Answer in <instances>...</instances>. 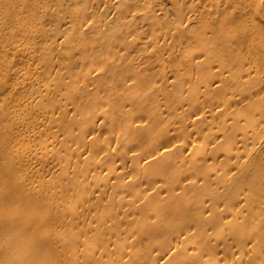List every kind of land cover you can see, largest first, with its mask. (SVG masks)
<instances>
[{"label": "bare ground", "instance_id": "6f19581e", "mask_svg": "<svg viewBox=\"0 0 264 264\" xmlns=\"http://www.w3.org/2000/svg\"><path fill=\"white\" fill-rule=\"evenodd\" d=\"M54 1L61 7L76 3ZM142 1L97 0L105 7L104 24L110 14L126 21L139 16V31L131 22L126 26L138 39L170 21L165 35L163 26L156 38L142 39L145 65L163 62L161 71L142 69L147 74L141 77L138 67L130 82L118 67L110 74L119 49L128 52L129 44L116 42L96 20H75L84 8L69 7L75 19L67 32L69 26L60 24L70 16L51 4L61 11L60 24L49 28L63 36L59 47L49 33L51 48L40 45L42 38L35 42L38 31L47 32L44 19L34 17L35 4L34 10L21 6L0 24L1 46L11 52L14 67L5 88L16 151L15 158L10 140L0 137V236L14 246L23 243V260L14 264H60L61 253L69 248L74 256L75 246L102 249L79 264H264V0H169V11L164 0H152L150 7ZM162 15L170 17L164 21ZM83 25L96 37L86 38ZM58 56L60 69L50 74ZM169 59L178 65H172L175 72L183 70L184 82L171 63L172 69L164 64ZM173 73L178 79L172 83ZM171 83L181 87L173 92ZM167 99L176 106L168 108ZM186 151L192 152L184 157ZM54 165L62 170L56 180L61 187L42 194L43 186L33 181H45L41 171ZM104 168L106 181L99 177ZM89 174L96 175L92 184ZM10 211L11 223L4 217ZM46 214L57 216L51 229L56 241ZM60 236L69 247H59ZM111 244L115 251L103 258ZM48 250L55 254L48 256ZM61 264L73 263L63 258Z\"/></svg>", "mask_w": 264, "mask_h": 264}, {"label": "rangeland", "instance_id": "374dc122", "mask_svg": "<svg viewBox=\"0 0 264 264\" xmlns=\"http://www.w3.org/2000/svg\"><path fill=\"white\" fill-rule=\"evenodd\" d=\"M3 1H5V0H3ZM25 1V2H24ZM29 1V2H28ZM32 1H34V0H32ZM31 1V4H32V6H33V4H35L34 5V7L36 8L37 7V9H35V12L34 13H36V12H38V13H36V14H39L40 16H43V17H39V15H36V14H34L35 16V18H37V16H38V20H43L42 22H44L45 21V25L43 24V26H45V28L47 29V32H46V30H44V31H42V33H40V31H38L37 32V35H36V37L37 38H35L34 40H35V42L37 43V42H40V41H42L41 40V38L42 39H44L42 42H40V45L42 44H46L49 48H51V43L54 41L55 42V40H56V42H55V44H58V47H59V40H61L62 38H63V36L61 35H59L58 34V32H57V34L59 35V36H57V34H55V33H52L51 32V34H53V36H57V37H53L51 34H50V29L49 28H51L52 26H55V25H58V24H60V22H59V20H58V15H60L58 12H61V11H64V13L63 14H65L66 15V13H68L69 11H71V9H73V8H76V10L75 9H73V11H76L77 12V8H84L83 10H85V11H83V10H78V12H79V14H78V12H77V14H76V16H83V18H81V16L79 17H77L75 20H77L78 18H81V19H79V20H81L82 21V23L83 24H85L86 23V21L87 22H93V20H94V22H95V20H96V22H100V23H102V24H104V21H105V18L104 17H106V16H104V13H105V11H103V10H105V7L104 6H102V5H99L98 3H97V0H75V2L76 3H74V2H72V3H70V5L68 6V5H66L67 3H65L64 4V6L63 7H61V6H58V2H56V3H58V4H56V3H54L55 1L54 0H41V1H39V2H42L41 3V5L39 4V2L37 1L36 3L35 2H32ZM43 1L45 2V4L43 3ZM142 1V0H141ZM24 4H23V3ZM78 2V3H77ZM143 2V6H144V4H145V6H151L153 3H152V0H143L142 1ZM142 2H140L139 3V7H140V4L142 3ZM164 3H163V6H164V8H165V6H167V7H169L170 6V3H169V0H164L163 1ZM29 5H28V4ZM38 3V4H37ZM86 3V4H85ZM22 4V5H21ZM31 4H30V0H7V1H5V2H1L0 3V24H3V22H4V18L5 17H9V16H11V15H13V14H16L17 12H18V10H19V8H21V6L24 8V9H26V8H28V7H30L31 6ZM53 4H55V5H57L56 6V8L58 7L59 9H61V11L60 10H58V12L56 11H53L52 10V5ZM83 4H85L84 6H81V5H83ZM165 4V5H164ZM28 5V6H27ZM60 5V4H59ZM134 5V4H133ZM27 6V7H26ZM31 6V7H32ZM41 7L42 6V9L41 8H39V7ZM30 7V8H31ZM67 7L70 9H67ZM85 7L87 8V10H88V13H87V10L85 9ZM50 8V10H48ZM32 9V8H31ZM34 9H32V10H34ZM42 11H40V10ZM138 9V8H137ZM142 9V8H141ZM166 9V11L168 10L169 11V9L170 8H165ZM23 10V9H22ZM38 10V11H37ZM143 10V9H142ZM51 11V12H50ZM55 12L56 14L54 15V13L53 12ZM81 11H83V12H85V13H87V15L84 13V15H86L85 17H84V15H82L81 14ZM138 11V10H137ZM139 11H141L140 10V8H139ZM23 12H25V10L23 11ZM72 12V11H71ZM82 12V13H83ZM42 13V14H41ZM44 13V14H43ZM50 13V14H49ZM53 13V14H52ZM70 13H68L67 15H66V17H69L70 18V20H68V23H61L60 25H61V29H64L63 28V26L64 27H70V25H69V22L71 21V20H73L74 21V19H73V17H74V14H75V12L74 13H71V15H69ZM157 15H158V13H156ZM52 15V16H51ZM53 15L55 16V17H53ZM106 15V14H105ZM167 15V14H166ZM168 15H170V14H168ZM31 16H33V15H31ZM46 16V17H45ZM47 16H50L49 18H50V20L47 18ZM75 16V17H76ZM160 17H162L163 19H164V21H166L167 19H169V17L168 18H166V17H164V15H162V16H160ZM159 17V20L160 19H162V18H160ZM40 18V19H39ZM48 20L47 22H46V19ZM51 18H53V19H51ZM57 18V19H56ZM85 18H90L92 21H90V19L89 20H86L85 21V23L83 22V20L82 19H84L85 20ZM107 18H108V20H109V23L108 24H104V25H106L107 26V29H108V31L110 32V36L112 37V38H115L116 39V42L117 41H125L126 43H128L129 44V47H130V50L128 51V52H125V50H124V48H121V49H119V52H118V57L117 58H115L114 59V61L112 62V64H111V66H110V74H112L113 72H114V70H115V68L116 67H118L117 69L119 70V71H124V73L126 74L125 75V77H126V81L127 82H130L131 81V77H132V71L134 70H136V71H138V69H140V68H138V67H142L137 73H139V75L142 77L143 76V74L145 73V75L147 74V71L149 72V73H159L160 71H161V69H162V65H163V62H161L160 63V65H159V63L157 64H155L156 66L153 68V66L151 67L149 64H147L149 67H151V68H148V66L147 65H145L146 64V60H147V57L145 56V57H141V54H142V52H143V46H145L144 45V41H142V39L143 38H145L146 39V36H147V39L146 40H148L150 37H154V38H156L157 37V34L159 33V30H161V27H163V31H160V32H162L163 33V35H165L166 34V31L164 30V28L166 29L167 27L166 26H168V25H166L168 22H170V21H167V22H164V21H159V22H162L161 23V25L163 24V22L164 23H166V24H164V25H160L161 27H159V29H158V32L156 31V32H154V31H151V28L150 29H148V31L150 30L151 31V34H152V32H153V36L151 35V34H145L144 36H143V38L141 39V38H139L138 39V35L136 34V32H135V30L134 29H127L126 28V26H127V23L128 22H131V23H133L134 25H136L137 26V30L139 31V28H140V23H142L140 20H139V16H136V17H131V16H129V18H128V21H126L122 16H119L118 14L117 15H108L107 16ZM155 18H157L156 16H155ZM166 18V19H165ZM53 20H58L57 22H55V21H53ZM61 21V20H60ZM63 21V20H62ZM61 21V22H62ZM80 21V22H81ZM59 22V23H58ZM64 22H66L65 20H64ZM76 22V21H75ZM73 23V25L75 26V25H77V22L76 23ZM158 22V23H159ZM56 23V24H55ZM71 23V22H70ZM68 24V25H67ZM143 24V23H142ZM66 25V26H65ZM157 26H158V24H156ZM166 25V26H165ZM85 25H83V28L82 29H79V30H82V32L81 31H79V32H81V33H83V31L85 32L86 31V29L87 28H85L84 27ZM157 26L155 27L156 28V30H157ZM69 27H68V31L67 32H69L72 28L70 27V29H69ZM78 28V27H77ZM85 28V29H84ZM4 30V28L2 29V31ZM66 30H67V28H66ZM153 30V29H152ZM2 31H1V33H2ZM89 30H87L86 32H85V34L87 33V35H86V38H88V34L90 33V32H88ZM165 31V32H164ZM108 32V33H109ZM48 33H49V37L50 36H52L51 38L52 39H54V38H56L55 40H52L51 38H47L48 37ZM79 34L80 36H78V38H80L81 39V35L82 34ZM149 33V32H148ZM157 33V34H156ZM162 33H159V34H162ZM55 34V35H54ZM94 33L93 32H91L90 33V36L91 37H93V38H95L96 36H94L93 35ZM103 34V33H102ZM122 34H124V37H121V35ZM154 34H156V36H154ZM46 35H47V37H46ZM68 35V34H67ZM104 35V34H103ZM106 35V34H105ZM148 35H150L149 37H148ZM41 36V37H40ZM85 35L83 34V37H84ZM58 38V39H57ZM47 39V40H46ZM51 39V40H50ZM0 40H1V38H0ZM83 41L84 40H87V41H85V42H90L92 39H90V40H88V39H82ZM45 41H48V42H45ZM160 43V42H159ZM158 43V44H159ZM54 44V43H53ZM161 44V43H160ZM159 44V45H160ZM39 45V44H38ZM37 45V46H38ZM162 45V46H161ZM160 46H161V48H163V43L161 44ZM155 46V45H154ZM157 46V45H156ZM39 47V46H38ZM58 47H56V48H58ZM157 47H159V46H157ZM165 47V46H164ZM3 47L1 46V42H0V121H1V125H2V127H0V129H2L1 131H2V133L0 134V137L1 138H6V139H9L10 140V142H11V146H12V148H13V157H15L16 158V151H15V148H14V138H15V132L14 131H11V130H9V128L7 127V124L8 123H10V121H13L14 122V119H15V116H14V114H13V111H12V105H11V102H10V92H9V90L7 89V88H5V84L7 83V84H11L12 83V80L9 78V74L14 70V67H12L11 65H10V56H12V54H11V52L10 51H8V52H10V54H8V53H6L5 52V50H7V48L5 47V49H2ZM55 48V49H56ZM150 48H151V46L150 45H147V49H149L150 50ZM160 48V47H159ZM166 49H163V50H166L167 51V47H165ZM161 51H162V49H161ZM87 53V52H86ZM58 54V53H57ZM87 54H89V53H87ZM54 57H57V55L55 54L54 55ZM58 60H61L60 62H57V64H56V66H55V68H53V71L50 73V74H52V73H55L56 71V69L57 70H59L60 69V67H59V65L60 64H62V59H61V57L60 56H58ZM170 61H169V63H164L166 66H167V68L169 67V68H171L170 67V63H171V66L174 64L175 66H177L178 67V65H176V63H174L173 62V60H171V59H169ZM46 60L44 59L43 60V62H45ZM80 61H82V59L79 57V60H78V64H79V66L78 65H73V66H75L76 68H77V66L79 67V69L82 67L81 66V63H80ZM145 62V63H144ZM168 62V61H167ZM141 65V66H140ZM142 65H145L146 66V68H144ZM62 66V65H61ZM84 66V65H83ZM46 67V66H45ZM75 67H74V69H75ZM173 67V66H172ZM176 67V69H177V71L175 72L174 70H175V67H173L174 69H172V72H175L176 74L179 72L180 74H182V75H177V77L179 78V80H181L182 78H183V80H181V82H184V77H183V70L180 68V70L178 71V69L179 68H177ZM59 68V69H58ZM83 68L84 67H82V69H80L81 71L83 70ZM78 68H77V70H79ZM142 69H144V71L145 70H147L146 72H143V73H141L142 72ZM60 71H62V70H60ZM141 73V74H140ZM178 73V74H179ZM175 74V75H176ZM174 75V73H173V76H172V80H170V81H172V83L173 82H175L176 80L174 79V78H176V77H174L175 76ZM58 77L59 78H61L60 77V75H58ZM57 77V78H58ZM144 77V76H143ZM174 80V81H173ZM170 81H168V83L170 82ZM171 83V84H172ZM171 84H168L169 86L171 85ZM175 84V83H174ZM174 84H172V87L170 86H168L169 88V90L171 89V90H173V92H174V90H178V89H176V87H177V85H176V87L175 86H173ZM180 87H181V85H179ZM175 87V88H174ZM180 87H177V88H180ZM174 88V89H173ZM140 90H141V87H136V89H135V92H140ZM168 90V92H170ZM173 92L171 91V95L173 94ZM176 92V91H175ZM180 93V90L179 91H177V93ZM177 93H175V95L177 94ZM183 94L185 93V92H182ZM162 98L163 97H161V101H163L162 100ZM164 99V98H163ZM165 100V99H164ZM172 100H175L174 98L172 99ZM171 100V101H172ZM159 102V104H163V103H166V101H164V102ZM169 101V99H167V102H170L171 104H172V106H171V104L170 103H167L168 104V108H170V107H174V106H176V104H173L172 102H174V103H176V101ZM126 106H129V104L127 103L126 104ZM149 106H151V105H149ZM165 106V105H164ZM163 106V107H164ZM162 107V105H161V108H163ZM185 107H186V105H185ZM150 108V107H149ZM161 108H160V110L159 111H161ZM164 109H162V111H163ZM164 112V111H163ZM165 116V115H164ZM138 119H135L134 120V122H136ZM4 128V129H3ZM104 130V128H102L100 131H103ZM76 131H77V129H76ZM104 133L105 132H102V136H104ZM91 137V134H89L88 136H87V138H90ZM189 137V136H188ZM173 138H174V136H173ZM173 140V139H172ZM115 146V144L113 143V145H112V147H114ZM99 153H102V151H98ZM192 152V151H191ZM190 151H186L185 153H183L182 155L185 157V156H188L190 153H191ZM133 152H131V154H132ZM186 153H188V154H186ZM58 154H56V156H57ZM0 157H1V155H0ZM216 161V160H215ZM110 162V161H109ZM111 162H113V161H111ZM214 164H215V166H217V164L218 163H216V162H214ZM213 164V165H214ZM214 166V168H217V167H215ZM65 169V168H64ZM120 169V168H119ZM61 169L59 168V167H57L56 165H54L50 170H45V171H41V172H43V176H45V181L43 180L42 182L39 180H37V181H33V182H35V183H37L38 184V182H39V184H41L43 187H41L42 189H43V191L42 190H40V192L43 194V192H45L46 194H48V192H47V189H49L50 190V192H51V195H53V190L54 189H56V188H58V187H61V185L60 184H56V180H57V178L59 177V175L61 176ZM21 174V173H20ZM96 175L95 174H89L88 175V183L89 184H92V183H94V177H95ZM99 177H100V179L101 180H104V181H106L107 180V169L106 168H104L102 171H101V173L99 174ZM109 190H111V188H109V189H107V192H109L110 193V191ZM2 191V186H0V192ZM110 195H111V193H110ZM121 198H122V195L121 196H119V197H116V198H114V199H119V200H121ZM126 198H130V195L129 194H127V197ZM209 198V197H208ZM208 198H207V200H208ZM208 203V202H207ZM15 206V205H14ZM128 206H129V202H128ZM2 208H3V206L0 204V219H3V214H1V210H2ZM74 208V207H73ZM99 210H102V208H100ZM92 212V211H91ZM124 212V215L126 216V215H128L129 214V212H130V209L128 210V211H123ZM11 214H13V211H10V212H8L7 214H4L5 216L4 217H6V220H7V222H12L11 220ZM54 214H57V212L56 211H54ZM69 217H70V215H68V219H69ZM45 219L46 220H49L50 219V221L52 222V224H50L49 223V221L46 223V227H48L47 228V231L49 232V233H51L52 234V238L56 241V235H53L54 233H52V230H54L56 227H55V225H56V223H57V216L55 217V216H52V214L51 215H48V214H46V216H45ZM47 225H49V226H47ZM46 227H45V230H46ZM55 227V228H54ZM38 229L40 230V228L38 227ZM52 229V230H51ZM46 231V232H47ZM123 232V235L124 234H126V232L125 231H122ZM51 234L48 236V237H51ZM82 236H84V234H82ZM45 237H47V236H45ZM47 237V238H48ZM33 238V241L36 239V237H35V235L32 237ZM108 238V236H106L105 237V239H107ZM51 239V238H50ZM87 239L88 240H91L93 243H94V241H95V237H94V235L92 234V233H90V234H88L87 235ZM59 241H60V248H62V247H64V246H70V243H68L66 240H64L61 236L59 237ZM215 241L213 240L212 241V243L211 244H213ZM214 245V244H213ZM208 246H211V245H204V247L203 248H205L206 249V251L208 250V248L209 249H211V247H208ZM144 247H147V248H149L150 247V245L149 246H144ZM207 247V248H206ZM79 247H77L76 248V246L73 248V250H75L76 252H74L73 253V250H72V253L74 254V256L73 255H71V250H69V248H68V250L67 251H65L64 253H61L62 254V258L59 260L60 261V264H61V261H62V259L64 258L65 260H66V262H70V263H73V264H75V263H84V260H85V258L86 257H88V253L89 252H95V254L96 255H98L99 254V252L102 250V249H97V248H95V247H91V248H89V249H87L86 251H84V250H82V248L84 249V247H80L79 249H78ZM21 249L23 250V243H19V245L18 246H14V245H12V240L11 239H9L8 237H3V236H0V264H14L17 260L18 261H22L23 260V256H22V254H23V251H21ZM78 250V251H77ZM115 251V249L112 247V244L109 246V248H108V250H103V254H102V257L103 258H108L109 257V254L111 253V252H114ZM206 251H205V253H206ZM78 252V253H77ZM81 252H84L83 254L81 253ZM52 253H54V251H52V250H48V256H50ZM55 254V253H54ZM78 254V256H79V258L78 259H76L75 260V257H76V255ZM81 254V255H80ZM59 257V256H58Z\"/></svg>", "mask_w": 264, "mask_h": 264}]
</instances>
